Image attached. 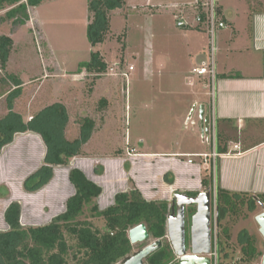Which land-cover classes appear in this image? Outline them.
<instances>
[{"label": "rangeland", "instance_id": "obj_1", "mask_svg": "<svg viewBox=\"0 0 264 264\" xmlns=\"http://www.w3.org/2000/svg\"><path fill=\"white\" fill-rule=\"evenodd\" d=\"M193 1L124 0L121 8L110 11V29L104 41L94 47L86 36L90 15L87 0H45L28 9L29 19L22 25L4 17L7 8L0 10V34L13 40L6 64L4 68L0 66V118L8 110L7 95L14 88L8 74L16 75L21 82L12 109L23 120L48 104L60 102L68 114L64 135L73 140L79 136L83 118H90L94 123L90 136L82 144H86L84 149L80 148L81 153L77 155L80 157L72 160L79 159L78 165L102 188L96 198L99 208L112 203L120 191L137 189L145 198L155 197L154 191L161 187L163 192L167 191L168 187H163L169 185L168 180L165 182L170 177L165 174L166 165L175 163L176 172L170 169L169 173L174 178L176 173L182 178L187 163L177 155L166 156L168 152L212 150L211 143L202 139L200 104H195L199 99L207 100L208 91L200 88L206 79L192 72L199 63L196 58L199 50L207 48V34L201 28L176 26L179 4ZM172 3L178 5L168 6ZM185 38L192 41L191 50L183 46ZM91 50L99 51L106 62L105 71L96 79L85 70L77 73L79 62L88 60ZM194 79L199 87L192 84ZM249 132L263 139L264 121L250 124ZM26 134L30 132L19 133ZM253 139L252 136L250 140ZM219 141L224 142L223 138ZM152 152L161 154L150 158L137 154ZM2 157L6 159L3 178L11 175L18 179L25 174L24 170L10 172L16 161L9 162L6 153ZM191 159L193 163L187 164L195 166L198 172L200 168L201 178L208 175L210 164L216 174L217 157L215 165L210 155L206 159L197 155ZM32 161L33 155L26 162L27 176L42 165L41 160L37 166H31ZM204 162L205 167L201 166ZM64 167L68 172L67 166ZM20 185L27 193L35 191ZM73 191V185L66 178L65 188L56 195V201L63 200L62 210ZM263 210L264 205H260L246 216L241 214L229 219L233 245L237 243L238 233L246 229L256 237L264 254V239L254 219ZM79 219H89L94 227L103 229L102 218H91L87 210ZM210 225L213 245L218 231L214 206ZM186 238L188 244V230ZM154 240L147 238L132 244L131 254ZM261 256L252 264H260ZM67 264L75 263L68 259Z\"/></svg>", "mask_w": 264, "mask_h": 264}, {"label": "trees", "instance_id": "obj_2", "mask_svg": "<svg viewBox=\"0 0 264 264\" xmlns=\"http://www.w3.org/2000/svg\"><path fill=\"white\" fill-rule=\"evenodd\" d=\"M45 0H0V10L5 9L4 17L13 23L25 24L29 19L28 9L36 7ZM124 0H87L89 21L86 36L92 47L102 43L110 29L112 10L123 6ZM13 45L10 36L0 34V66L4 68ZM106 69V62L99 51L91 50L90 57L78 64L77 73L82 70L94 74V78ZM238 76L237 73L221 75ZM14 88L7 95V112L0 118V150L10 143L15 133L31 131L40 136L45 145L42 165L28 175L23 186L27 190H36L52 177L53 165H70L72 159L80 155V148L93 128L90 118H83L79 127V136L66 139L64 129L68 114L64 104L56 102L41 108L28 120L13 111L12 102L21 90L20 79L8 74ZM263 120H258L262 122ZM217 138H222L220 133ZM225 147L218 146L217 152ZM215 165V163H214ZM213 165V166H214ZM68 179L74 192L65 201V209L42 226L24 227L20 224L21 206L11 202L4 211V220L8 229L0 231V264H67L68 259L75 264H119L131 255L133 245L129 242L127 231L134 225L144 223L148 230V239H160L161 245L143 264H180L174 254L166 233V219L170 204L165 200H146L137 189L117 192L109 206L99 209L96 198L101 192L99 185L89 180L75 167L68 171ZM201 185L213 192L215 224L218 228L214 236L216 246V264H252L263 255L254 235L241 230L236 245L231 243L229 219L248 213L264 205V194L231 191L219 187L214 180L212 164L208 175L201 178ZM196 195L195 192L188 193ZM186 214L189 223L194 207ZM85 210L91 218H102L103 229L93 226L89 219H79ZM188 226V225H187ZM187 240V239H186ZM143 245V244H142Z\"/></svg>", "mask_w": 264, "mask_h": 264}, {"label": "crops", "instance_id": "obj_3", "mask_svg": "<svg viewBox=\"0 0 264 264\" xmlns=\"http://www.w3.org/2000/svg\"><path fill=\"white\" fill-rule=\"evenodd\" d=\"M189 3L184 2L179 5ZM173 5L178 4L172 3L168 6ZM217 7L225 22V27L219 29L217 33V76L213 97L206 80L205 83L203 82L204 86H200V88L208 91L207 100L199 99L195 102V104H203L206 112L210 114L211 126L208 135L203 136L202 139L211 143V149L216 152L218 146L225 147L224 152H217L219 156L216 159L214 180L219 187L231 191L264 194V138H256V135L249 132L250 124L264 119V0H217ZM183 46L187 50H191L192 41L185 38ZM205 53L204 46L196 56L199 63L205 59ZM187 55L190 56V52ZM234 73H237L238 76H221ZM192 84L197 87L200 85L196 79L192 81ZM211 130L214 131V135L211 134ZM28 132L30 134L22 136L15 133L12 141L0 150V231L8 229L3 214L11 202L20 204L19 221L24 227L45 225L54 216L64 211L65 207L63 210L61 209L63 200L56 201V195L60 191L62 193L65 188V179L68 178V172L64 166H67L68 171L72 167L80 169L89 180L93 181L78 165L79 159H74L70 165H53L51 179L39 189L31 193L21 190L20 184H23L24 178L27 176L26 173H29L27 159L33 155L34 161L29 164L37 166L41 160V164L43 163L45 154V145L40 136L34 132ZM218 133L222 135L224 142L219 141ZM252 136L254 139L250 140ZM18 139L19 142H16ZM235 144H238L239 149L234 148ZM14 145L15 147L12 148ZM85 145L82 146L83 149ZM210 152L179 150L168 152L166 156L177 155L181 160H187V154H208ZM4 153L7 154L9 162L16 161L17 163L10 172L24 170L25 174L20 178L18 176V179H13L11 175L3 178L2 175L6 171L4 168L6 159L2 157ZM137 154L150 158L161 153ZM183 165H185L184 162ZM205 165H207L206 162L201 166L205 167ZM36 166L33 168H37ZM166 167L165 169L163 166V169L167 170L165 174L168 173L170 177H167L165 182L168 180L169 185L163 187H168L167 191L163 192L162 187L159 186L161 187L159 190L154 189L155 197L145 198L138 190L143 198L165 200L170 204V198L175 192L195 196L188 193L195 192L197 194L206 189L201 185L200 168L198 172L197 168H195L197 171L194 170L195 166L186 163L185 174L182 175V178L177 173L174 178L175 176L169 172H171L170 169L176 172V164L174 163L172 166L167 164ZM170 180L174 181L173 184Z\"/></svg>", "mask_w": 264, "mask_h": 264}, {"label": "water", "instance_id": "obj_4", "mask_svg": "<svg viewBox=\"0 0 264 264\" xmlns=\"http://www.w3.org/2000/svg\"><path fill=\"white\" fill-rule=\"evenodd\" d=\"M199 123L201 136H207L211 126L210 116L203 104L199 105ZM213 194L210 188L188 196L185 193L175 192L170 198V212L166 219V233L171 248L179 259L180 264H210L209 254L212 249L211 233V205ZM193 205L194 212L189 219V245L186 242V206ZM258 224V231L264 239V210L254 217ZM131 244L142 242L149 236L144 223L132 226L127 231ZM161 245V240L156 239L138 251L128 256L119 264H143L147 256ZM260 264H264V254Z\"/></svg>", "mask_w": 264, "mask_h": 264}, {"label": "built area", "instance_id": "obj_5", "mask_svg": "<svg viewBox=\"0 0 264 264\" xmlns=\"http://www.w3.org/2000/svg\"><path fill=\"white\" fill-rule=\"evenodd\" d=\"M176 26L178 27H194L201 28L207 34V48L205 59L197 66L193 67L192 72L199 77H204L207 80L208 86L210 87L211 95L213 97V91L216 84V53H217V33L218 30L225 27L221 14L217 7V0H194L192 3L184 4L179 6L176 12ZM191 20V21H189ZM213 125V124H212ZM213 128V126H212ZM211 134L214 135V131L211 130ZM235 149H239L238 144L234 145ZM203 157L206 159L207 156H211L213 163L215 157L219 156L215 150L210 153H199V154H187V163H193L191 156ZM207 161V160H206ZM205 163V162H204ZM213 194V192H212ZM215 236V234H214ZM211 264H216V246L213 241L211 253H210Z\"/></svg>", "mask_w": 264, "mask_h": 264}, {"label": "flooded vegetation", "instance_id": "obj_6", "mask_svg": "<svg viewBox=\"0 0 264 264\" xmlns=\"http://www.w3.org/2000/svg\"><path fill=\"white\" fill-rule=\"evenodd\" d=\"M210 114L208 113V116H209ZM192 207H194L193 205H191ZM190 205L189 206H186V208H185V212H188L190 209H188V208H190L191 207ZM194 209H195V207H194ZM188 210V211H187ZM186 215V214H185ZM188 225V226H187ZM185 226H186V233H187V230H188V235H189V223L188 224H186V222H185ZM187 239V238H186ZM189 240H190V238H189ZM189 240H188V244H187V247H188V245H189ZM186 242H187V240H186ZM144 247V246H143ZM141 249V248H140ZM210 258V257H209ZM211 264V263H210Z\"/></svg>", "mask_w": 264, "mask_h": 264}]
</instances>
